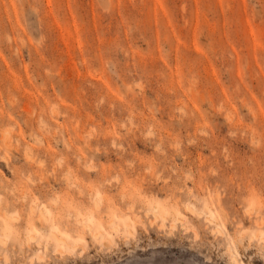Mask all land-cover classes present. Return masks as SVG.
<instances>
[{"label":"rangeland","instance_id":"374dc122","mask_svg":"<svg viewBox=\"0 0 264 264\" xmlns=\"http://www.w3.org/2000/svg\"><path fill=\"white\" fill-rule=\"evenodd\" d=\"M0 239L264 264V0H0Z\"/></svg>","mask_w":264,"mask_h":264},{"label":"bare ground","instance_id":"6f19581e","mask_svg":"<svg viewBox=\"0 0 264 264\" xmlns=\"http://www.w3.org/2000/svg\"><path fill=\"white\" fill-rule=\"evenodd\" d=\"M1 158H2V157H1ZM26 158H27V160H30L31 157H29V155H27ZM3 160L6 161V158L4 159V157H3ZM4 161H3V162H4ZM94 203H95V206H97V202H94ZM189 208H190V207H189ZM189 208H188V209H189ZM191 212H192L191 214H193L194 211H191ZM194 214H196V213L194 212ZM196 215H198V217H199L200 214H196ZM11 220H16V219H11ZM206 220H207V221H211V219H209V218H206ZM87 227H88V226H87ZM219 232H220V231H219ZM51 236H52L53 238H55L56 241H60V242L62 241V240H61L59 237H57L54 233H51ZM96 238H97V237H95V240H96ZM0 244L5 245V241L2 240V239H0ZM228 252H229V256H230L229 259H230V261H231L232 264H242V262L240 261V259L238 258V256L235 254V252H234L231 248H229V247H228ZM41 258H42V257H41Z\"/></svg>","mask_w":264,"mask_h":264}]
</instances>
